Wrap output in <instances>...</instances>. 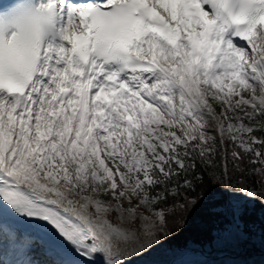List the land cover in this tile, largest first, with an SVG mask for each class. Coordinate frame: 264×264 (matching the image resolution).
Here are the masks:
<instances>
[{
  "label": "snow or ice",
  "instance_id": "snow-or-ice-1",
  "mask_svg": "<svg viewBox=\"0 0 264 264\" xmlns=\"http://www.w3.org/2000/svg\"><path fill=\"white\" fill-rule=\"evenodd\" d=\"M217 190L264 204V0L0 5V264H126Z\"/></svg>",
  "mask_w": 264,
  "mask_h": 264
},
{
  "label": "trees",
  "instance_id": "trees-1",
  "mask_svg": "<svg viewBox=\"0 0 264 264\" xmlns=\"http://www.w3.org/2000/svg\"><path fill=\"white\" fill-rule=\"evenodd\" d=\"M224 190L215 191L209 200L195 209L189 210L183 217V223L170 225L172 237L163 243L170 251L180 250L188 244L202 248H210L213 241L229 228L230 221L224 212ZM216 196V197H214ZM244 200L245 210L237 219V229L243 235L241 241L242 251L245 253H259L264 249V204L259 200H252L251 205ZM181 219L180 215L176 217ZM223 232V233H222ZM258 240V243H255Z\"/></svg>",
  "mask_w": 264,
  "mask_h": 264
},
{
  "label": "bare ground",
  "instance_id": "bare-ground-1",
  "mask_svg": "<svg viewBox=\"0 0 264 264\" xmlns=\"http://www.w3.org/2000/svg\"><path fill=\"white\" fill-rule=\"evenodd\" d=\"M215 134V128H210ZM119 224L121 223L118 220ZM235 235V234H233ZM213 259L205 254L199 253V251L193 247L188 246L180 251L174 252H147L141 256H132L126 260V264H204L206 261H212ZM213 262V261H212ZM235 264L236 261L232 256L217 257L215 264ZM237 264V263H236Z\"/></svg>",
  "mask_w": 264,
  "mask_h": 264
},
{
  "label": "rangeland",
  "instance_id": "rangeland-1",
  "mask_svg": "<svg viewBox=\"0 0 264 264\" xmlns=\"http://www.w3.org/2000/svg\"><path fill=\"white\" fill-rule=\"evenodd\" d=\"M232 198L227 194V200H226V207L229 210L228 203ZM113 220L117 223L116 225H119L120 227H131V225L128 224H119L118 218L116 216L113 217ZM235 231L230 227L226 230L225 233L219 235L212 243V246L208 248L207 246L202 247L204 251L208 252L212 256H217L219 254H225L228 256L234 257V259H241L240 258V251L241 249V241L243 240V235L238 231L237 228H234ZM234 232V233H233ZM235 234V235H233ZM234 237V238H233ZM255 243H258V240H255ZM261 247L264 249V243L261 245ZM167 252L170 253L169 250L163 247V245H160L158 247L153 248L150 253L153 252ZM237 255L239 257H237ZM258 261L261 262V264H264V254L258 255ZM244 261L249 262L250 259L247 257ZM214 262V261H213Z\"/></svg>",
  "mask_w": 264,
  "mask_h": 264
}]
</instances>
